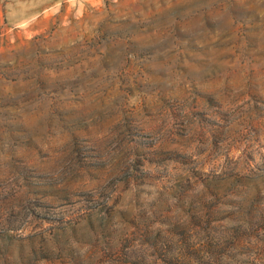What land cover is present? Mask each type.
<instances>
[{"label": "rangeland", "instance_id": "obj_1", "mask_svg": "<svg viewBox=\"0 0 264 264\" xmlns=\"http://www.w3.org/2000/svg\"><path fill=\"white\" fill-rule=\"evenodd\" d=\"M0 264H264V0H0Z\"/></svg>", "mask_w": 264, "mask_h": 264}]
</instances>
